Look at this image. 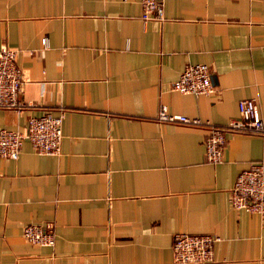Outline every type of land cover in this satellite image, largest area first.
<instances>
[{"label": "crops", "instance_id": "crops-1", "mask_svg": "<svg viewBox=\"0 0 264 264\" xmlns=\"http://www.w3.org/2000/svg\"><path fill=\"white\" fill-rule=\"evenodd\" d=\"M141 11L140 0H0L25 104L0 108V128L65 108L59 154L24 138L0 157V264H175L176 232L218 236L205 264H264V220L229 202L237 174L264 163V136L228 134L210 163L204 127L154 118L165 104L224 124L245 98L264 117V0H163L162 20ZM189 63L208 65L214 91L171 88ZM47 222L53 246L22 236Z\"/></svg>", "mask_w": 264, "mask_h": 264}, {"label": "built area", "instance_id": "built-area-1", "mask_svg": "<svg viewBox=\"0 0 264 264\" xmlns=\"http://www.w3.org/2000/svg\"><path fill=\"white\" fill-rule=\"evenodd\" d=\"M141 19H163V0H140ZM45 44V38L42 39ZM22 70L16 64L15 50L7 44H0V108L21 111L25 104L18 99L22 89ZM171 88L194 95L214 91L209 67L205 63L186 64ZM63 107L54 115L45 111L30 115L26 125L20 128H0V157L16 158L24 138L28 139L38 154H59L62 137L61 124ZM239 115L224 124L201 120L197 116L170 113L165 104H160L155 119L159 122H178L206 129L204 138L205 160L210 163L221 161L228 134L240 132L264 136V117L260 115L254 98L238 102ZM229 202L237 209L258 213L264 220V163L249 162L236 176L230 190ZM22 236L32 243L53 246L55 226L26 223ZM218 236L211 233L176 232L172 241V258L175 264H205L213 261L214 243Z\"/></svg>", "mask_w": 264, "mask_h": 264}]
</instances>
